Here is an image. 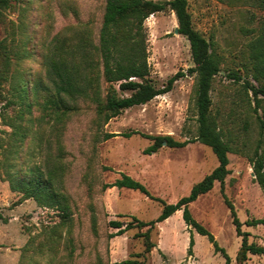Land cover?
<instances>
[{"label":"rangeland","instance_id":"374dc122","mask_svg":"<svg viewBox=\"0 0 264 264\" xmlns=\"http://www.w3.org/2000/svg\"><path fill=\"white\" fill-rule=\"evenodd\" d=\"M105 4L106 0H10L0 18V42L10 55V72L0 96V264H226L208 237L194 229L195 244L188 253L190 227L182 210L150 230L155 246L147 256L141 234L148 226L115 235L118 229L110 224L135 223L134 216L150 221L162 210L160 202L138 190L111 186L122 174L145 184L155 197L176 203L219 163L200 141L148 153L152 139L124 134L139 131L177 140L197 134L193 108L197 75L190 71L194 66L190 42L175 32L178 21L171 9L145 21L152 82L162 87L176 73H184L170 91L125 109L108 123L99 121L93 102L83 98L71 100L77 110L62 120L56 117L45 61L63 41L72 44L88 37L98 45ZM188 4L195 29L221 57L211 91L214 110L219 109L225 138L233 137V145L245 153H229L224 193L216 182L191 202L190 210L226 249L230 264H264V255L238 258L242 238L224 199L225 194L243 222L264 218V192L250 161L260 123L243 81L229 74L233 70L244 74L248 43L264 25V0H188ZM20 84L29 88L23 101L15 90ZM105 132L120 134L105 139ZM10 175L13 181L42 175L65 199L41 204L13 187ZM60 203L68 205L69 219ZM243 230L251 233L250 243L264 246V224L244 225Z\"/></svg>","mask_w":264,"mask_h":264},{"label":"trees","instance_id":"16d2710c","mask_svg":"<svg viewBox=\"0 0 264 264\" xmlns=\"http://www.w3.org/2000/svg\"><path fill=\"white\" fill-rule=\"evenodd\" d=\"M9 7L10 0H0V18ZM188 7V0H106L98 45H95L88 37H80L72 44L63 41L45 61L51 89L50 102L56 109L57 119L62 120L78 108L71 103V100L90 99L99 121L108 123L125 109L145 104L157 95L170 91L184 73H176L162 87H157L152 82L145 21L154 13L167 8L171 9L176 15L179 33L186 36L190 42L194 63L190 71L197 75L193 104L197 134L185 140H177L172 135H151L139 131L124 134L127 137L141 134L152 139L153 143L146 149L148 153L156 152L162 146L181 148L190 142L200 141L212 149L219 163L202 180L193 185L188 195L180 198L176 203H168L162 198L155 197L145 184L127 174H122L111 186L138 190L160 202L162 210L155 219L150 221H142L134 216L135 223L112 220L110 224L118 229L115 235H120L135 226H148V230L141 234L145 238L144 255L147 256L155 246L150 239V230L158 222L182 210L183 219L190 227L188 253L192 254L195 244L192 230L194 229L207 236L215 252H220L226 264H230V255L218 243L214 234L194 218L190 204L199 196L212 190L216 182H220L224 193L225 179L230 173L229 153H245L242 147L233 145L235 142L233 137L225 138L219 119V109L214 110L211 91L215 77L221 70V57L210 41L195 29ZM100 66H102V72ZM242 68L243 75L236 70L229 74L235 81H243L242 87L250 99V104L254 103L253 109L260 123V138L250 161L253 165L255 180L264 192V25L248 43ZM9 72L10 55L6 44L0 42V96L2 85L8 79ZM15 90L21 101L29 95V88L24 84H20ZM127 91L130 94H123ZM27 106L30 108L31 104ZM118 134L120 133L105 132L104 138L109 139ZM10 178H12L11 175ZM11 181L13 187L22 190L27 196L35 197L41 204L51 205L52 202L65 199L64 196L58 195L52 181L42 175L36 179L13 181L12 178ZM224 199L230 209L236 233L242 238L238 258L244 260L248 253L264 255V246L250 243L248 237L251 233L243 230L244 225L254 227L264 224V218L253 217L243 222L237 214L235 205L225 194ZM60 206L64 218L69 219L68 205L62 206L60 203ZM128 262L138 264L137 261Z\"/></svg>","mask_w":264,"mask_h":264},{"label":"water","instance_id":"95a60500","mask_svg":"<svg viewBox=\"0 0 264 264\" xmlns=\"http://www.w3.org/2000/svg\"><path fill=\"white\" fill-rule=\"evenodd\" d=\"M175 32L179 33V28L178 27H176Z\"/></svg>","mask_w":264,"mask_h":264}]
</instances>
